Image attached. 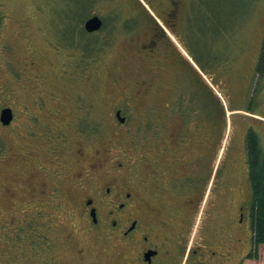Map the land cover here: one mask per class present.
I'll list each match as a JSON object with an SVG mask.
<instances>
[{"label":"rangeland","instance_id":"1","mask_svg":"<svg viewBox=\"0 0 264 264\" xmlns=\"http://www.w3.org/2000/svg\"><path fill=\"white\" fill-rule=\"evenodd\" d=\"M174 1L175 6L169 0H0V113L12 111L7 124L0 122V264H115L112 242L87 235L83 215L56 211L55 200L48 203L37 191L41 182L50 191L51 182L69 176L77 141L86 154L108 143L111 111L129 110L121 102L129 96L147 103L159 95L147 116L146 103L133 113L135 143L121 147L134 159L139 178H145L151 133L187 123L181 132L196 141L183 149V157L208 159L216 147L210 180L223 167L216 188L227 189L232 204L243 199L245 128L259 137V122L264 123V0ZM172 10L170 26L164 16ZM93 15L103 25L89 33L83 25ZM157 29L184 57L179 72L172 71L171 51L159 49L154 57L145 52ZM56 104L69 117L62 142L48 140L56 132ZM199 170L204 176L208 169ZM210 180L199 211L213 193L212 186L207 195ZM223 196L222 191L221 209ZM144 204L141 199L142 209ZM263 253L260 248L258 263L250 264H264Z\"/></svg>","mask_w":264,"mask_h":264},{"label":"flooded vegetation","instance_id":"2","mask_svg":"<svg viewBox=\"0 0 264 264\" xmlns=\"http://www.w3.org/2000/svg\"><path fill=\"white\" fill-rule=\"evenodd\" d=\"M169 2L172 6L176 5H173L176 3L174 0ZM174 13L175 10L166 13V24L172 26L168 22L172 21ZM143 48L147 55L153 57L163 50L164 53L169 50L174 62L172 71L179 72L180 67H184V57L173 46L165 43L160 29L151 34ZM158 65L166 66L163 62ZM141 97L133 95L126 97L128 101H121L126 102L125 107L129 110L118 106L111 111L109 118L113 123V130L111 137L107 138L108 143L99 150L89 148L86 154L83 145L77 141V158L69 176L51 182L50 191H45L46 183L41 182L37 193L45 195L48 203L55 200L52 204L56 211L65 209L67 213L83 215L87 235L93 234L95 238L110 241L114 245L118 252L115 264H243L251 256L250 246L251 249L253 247L250 240L253 202L248 148L251 135L255 137L259 147V163L264 161V123L259 122V137L254 129L245 128V137L242 139L245 152L241 158L245 163V171L241 173L244 179L243 199L232 204L225 195L227 189L216 188V173L220 171L221 174L224 168L219 167V171L217 169L210 180L214 161L211 157L216 152V147L208 159L183 157V149L195 146L193 142L196 141L191 134L184 138V133L181 132L187 129L184 128L188 126L187 123L164 134L151 133L152 141L143 156L145 178L141 179L136 175L134 159L126 155V148L121 147L126 144L131 147L135 143L133 130L135 131L136 123H131L129 119L134 118L133 113L140 112L141 103H146L140 101L144 99H139ZM158 99L159 95L154 100L148 98L142 116H147L150 108H155L154 105L149 108V104L157 106ZM59 104L54 106L55 111L51 114L56 132L48 136L49 141H65L67 130L70 129L69 117L65 116L67 112L60 111ZM162 117L167 118L166 112H163ZM106 126L110 127L108 121ZM124 127L125 132H122ZM203 127L205 126H201ZM79 130L84 136L82 129ZM200 168L208 169L204 176L200 174ZM45 171L46 169L41 170ZM199 178L203 179L201 184ZM209 180L207 195L212 186L213 193L210 198L207 196L208 207L204 210L202 206L199 211L200 200ZM223 184L226 188V181ZM222 191V199H227H224L226 206L221 209ZM141 199L145 202L144 209L141 208ZM195 214L198 215L196 220ZM189 235L190 245L186 249ZM231 243L235 245L231 247ZM225 247L229 249L226 250ZM231 248L235 251L234 255L231 254ZM184 250H187L185 255ZM83 251L81 248L77 250L80 258Z\"/></svg>","mask_w":264,"mask_h":264},{"label":"trees","instance_id":"3","mask_svg":"<svg viewBox=\"0 0 264 264\" xmlns=\"http://www.w3.org/2000/svg\"><path fill=\"white\" fill-rule=\"evenodd\" d=\"M249 142V169L250 185L252 190L253 213L251 220V244L254 252L245 264H250L253 260L258 263L259 249L264 248V161L259 163V147L255 137L250 135ZM264 259V253H263Z\"/></svg>","mask_w":264,"mask_h":264},{"label":"water","instance_id":"4","mask_svg":"<svg viewBox=\"0 0 264 264\" xmlns=\"http://www.w3.org/2000/svg\"><path fill=\"white\" fill-rule=\"evenodd\" d=\"M102 21L97 15H93L85 20L84 30L86 32H93L101 27ZM12 118V112L10 108H4L0 113V122L2 124H7Z\"/></svg>","mask_w":264,"mask_h":264}]
</instances>
